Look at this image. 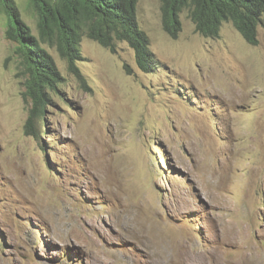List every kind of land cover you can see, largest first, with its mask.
Here are the masks:
<instances>
[{
  "label": "rangeland",
  "instance_id": "obj_1",
  "mask_svg": "<svg viewBox=\"0 0 264 264\" xmlns=\"http://www.w3.org/2000/svg\"><path fill=\"white\" fill-rule=\"evenodd\" d=\"M161 5H138L149 73L84 35L82 79L40 39L63 77L41 137L0 8V264H264V26L207 38L185 11L172 38Z\"/></svg>",
  "mask_w": 264,
  "mask_h": 264
},
{
  "label": "trees",
  "instance_id": "obj_2",
  "mask_svg": "<svg viewBox=\"0 0 264 264\" xmlns=\"http://www.w3.org/2000/svg\"><path fill=\"white\" fill-rule=\"evenodd\" d=\"M140 1L30 0L38 15L37 37L21 17L14 0H0V8L9 24L7 36L17 43L26 72L25 95L31 101L26 135L41 137L40 128L42 125L47 128L43 117L50 101L49 94L56 93L63 81L54 58L43 48L42 40L56 38L61 55L82 79L76 63L83 57L84 35L112 51L117 42H127L134 50L140 69L146 73L155 69L150 38L137 20ZM185 11L196 32L207 38L218 37L223 24L231 22L247 43L257 45L259 28L264 26V0H162L163 28L172 38H177L182 31L181 15Z\"/></svg>",
  "mask_w": 264,
  "mask_h": 264
}]
</instances>
